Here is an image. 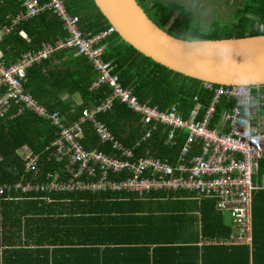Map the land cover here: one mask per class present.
<instances>
[{
	"label": "trees",
	"instance_id": "obj_1",
	"mask_svg": "<svg viewBox=\"0 0 264 264\" xmlns=\"http://www.w3.org/2000/svg\"><path fill=\"white\" fill-rule=\"evenodd\" d=\"M65 3L70 14L80 19V29L85 38H92L111 28L94 0H66ZM139 3L155 24L179 40L222 41L264 36V0H245L236 11L234 22L225 25L214 23L211 32L200 30L194 22L193 11L180 2L139 0ZM19 10L18 0H0V24L7 23L8 14L15 15ZM21 32L26 34L27 39L20 36ZM66 37L67 33L60 20L48 11L43 16L18 26L15 33L6 38L0 50L3 59L11 62L22 54L36 52L44 44L53 45ZM104 44L107 45L105 61L116 66L121 83L126 88L133 89L142 102L162 109H168L180 102L181 108L185 109L184 114L195 106V96H198L203 107H207L211 102L214 89L204 87V81L181 75L145 57L123 42L116 33L108 37ZM96 76L92 64L85 58L75 57L72 51H62L29 69L25 88L43 102L50 112H59L67 117L68 121L73 122L79 118L84 107H90L111 94V87L108 84L92 88ZM213 86L216 88L221 85ZM74 94H80L82 98L80 103L73 100ZM225 101L224 98L223 103ZM228 106V103L224 105ZM219 109L221 111V106ZM98 119L106 123L116 139L123 144L135 146L141 143L139 155L145 154L150 148L152 154L157 157L170 158L171 162H175V157L179 155L183 145V139H179V145L175 149H170L162 142L161 134L155 135L150 141H143L147 130L141 124L139 115L119 101L115 102L112 111L98 115ZM55 129L51 122L31 112H26L13 120L0 118V187L26 180L24 164L18 153L25 146H29L39 155L38 181L44 182L49 173L62 168L63 165L57 163L51 154L53 150L51 145L56 139ZM83 143L88 150L99 148L108 151V146L100 143L91 126L86 127V138ZM263 175L264 160L261 161L260 169V176ZM32 178L33 174L27 177L28 180ZM177 193L179 192H161L145 198L162 199L167 198L168 194L173 196ZM134 197L130 194L91 193H59L37 198H34V195H26L19 196L17 200L0 197V239L5 250L4 258L6 260V256H9L14 264H26V252L29 255L43 253L47 257L45 264H61L52 262L49 258L50 256L54 258L55 254L61 251L57 245L66 244L75 245L74 249H77L75 251L80 256L87 251L96 252L98 255L103 244H122L125 248L152 244L184 247L179 246L177 239L183 227L179 214L161 217L165 221L157 240H152L149 226L144 224L146 219H156L155 215L114 216L118 210L131 212L128 206L129 201H134ZM202 199L203 202L210 201L213 206V209L207 212L200 210L203 236L208 241L224 238V242L227 241L228 244L236 235V228L234 224L232 228L226 227L217 217L222 219L223 215H226L232 223L230 215L216 209L215 199L207 197ZM136 200L139 198L136 197ZM253 215L251 257L248 247L229 246L237 248L234 252L235 254L239 252L240 256L244 257V264H250L251 258L252 264H264V190L255 194ZM207 218L210 219L205 220ZM212 218H215L213 223L209 222ZM170 221L173 223L171 229ZM37 225L43 228H37ZM21 232L27 233L28 236L31 234L27 244L37 233L34 244H29L36 247L34 250L30 248L26 250V240L18 236ZM60 236H65L62 242L58 241ZM120 237L123 239L118 240ZM122 245L108 247L119 248ZM206 250L217 252L221 248L210 247ZM29 259L34 260L32 257ZM30 264L35 262L32 261Z\"/></svg>",
	"mask_w": 264,
	"mask_h": 264
},
{
	"label": "built area",
	"instance_id": "obj_2",
	"mask_svg": "<svg viewBox=\"0 0 264 264\" xmlns=\"http://www.w3.org/2000/svg\"><path fill=\"white\" fill-rule=\"evenodd\" d=\"M65 1L18 0L19 12L0 24V48L18 26L48 11L60 20L67 33L62 41L44 44L38 51L22 54L15 61L4 60L0 50V118L13 120L31 112L51 122L56 128L51 154L63 165L49 173L44 182L38 181L39 155L29 146L23 147L18 153L26 180L1 186L0 197L91 193L145 198L161 192H191L199 198L215 199L216 209L230 215L236 235L228 245L252 248L254 198L264 190V175L260 176L264 160V86L214 88L213 83L204 82V87L214 89L211 102L203 107L195 96L196 104L186 114L180 102L168 109L144 103L133 89L121 83L116 66L104 59L107 49L104 42L115 33L114 28L85 38L80 19L70 14ZM20 36L27 39L24 32ZM62 51H72L75 57L92 64L97 75L92 88L103 84L111 87L109 96L84 107L73 122L59 112H50L25 88L28 70ZM116 101L139 115L147 130L143 141L161 134L165 146L175 149L179 139H183L175 162L157 157L150 148L139 155L141 143L127 146L116 139L109 126L98 119V115L112 111ZM226 103L228 107H224ZM87 126H91L101 144L108 146V151L85 147ZM31 174L34 178L28 180Z\"/></svg>",
	"mask_w": 264,
	"mask_h": 264
},
{
	"label": "crops",
	"instance_id": "obj_3",
	"mask_svg": "<svg viewBox=\"0 0 264 264\" xmlns=\"http://www.w3.org/2000/svg\"><path fill=\"white\" fill-rule=\"evenodd\" d=\"M152 1L170 3L174 0ZM15 15L8 14V17ZM2 24H4V22ZM54 64H56V62H54ZM72 98L76 103H80L82 101L80 94H74ZM170 195L172 194H168L167 198L162 199H151L149 197L139 198V200H136V197H134V201H129L130 205L128 206V210L131 212L118 210L114 216L120 217L129 214L132 217H145L155 215L157 217L156 219H146L144 224H148L152 240H157L165 221V219H162L161 217L179 214L180 217H182L180 222L183 224V227L177 239L179 240L178 243H180L179 246L184 247L176 248L173 245L152 244L151 246L145 247H129V249L125 248L122 244H103V248L100 249L101 252L98 255L96 252L87 251L82 253L80 256L79 253L75 251L77 249H74L75 245L66 244L57 245L60 246L61 251L58 252V254L56 253L54 258L50 256L49 260L61 264H244V257L240 256L239 252L235 254L234 250L237 248L230 247L227 244V241L224 242V238H216L212 239L215 241H208L203 236V219L201 214L202 212L200 210L207 212L210 211L211 208L213 209L210 201L203 202L202 198H199L195 194L193 195L189 192H179L176 195ZM220 214L218 216H220ZM223 216L224 217H222V219L220 217L217 218L224 222L226 227L232 228V223L229 217L226 215ZM210 218L205 220H209ZM214 220L215 218H212L209 222L212 221L213 223ZM23 224H25V220L23 221ZM172 227L173 223L170 221V229ZM37 228L43 227L37 225ZM18 234H20L18 236L21 237L22 240H26V250H29V248L30 250H34L36 248L34 245L29 244H34V239L38 236L37 233L34 234V238L30 240L29 244L27 243L31 234L29 236L24 232ZM164 237L169 238L167 236ZM58 239L59 242H62V240L65 239V236H60ZM120 239L123 238H118V240ZM119 245L122 246L119 248L108 247ZM57 246L56 248L58 249ZM210 247H218L221 248V250H218L217 252H207L206 248ZM48 249L52 250L51 247H48ZM250 249L252 248H249V250ZM4 252L5 250L0 239V264H14L13 259H10L9 256H6L5 260ZM249 252L251 257L253 254L252 250ZM31 257L34 260L29 259ZM96 257H99V259H96ZM46 260L47 257L43 253L29 255L26 252V264H30L32 261H34L35 264H45ZM250 264H252V258L250 260Z\"/></svg>",
	"mask_w": 264,
	"mask_h": 264
},
{
	"label": "water",
	"instance_id": "obj_4",
	"mask_svg": "<svg viewBox=\"0 0 264 264\" xmlns=\"http://www.w3.org/2000/svg\"><path fill=\"white\" fill-rule=\"evenodd\" d=\"M123 42L181 75L219 85L264 86V36L184 41L162 30L139 0H94Z\"/></svg>",
	"mask_w": 264,
	"mask_h": 264
},
{
	"label": "rangeland",
	"instance_id": "obj_5",
	"mask_svg": "<svg viewBox=\"0 0 264 264\" xmlns=\"http://www.w3.org/2000/svg\"><path fill=\"white\" fill-rule=\"evenodd\" d=\"M173 1V0H172ZM193 11L195 24L203 32H211L214 23L225 25L235 21L236 11L245 0H174ZM229 25V24H228ZM227 25V26H228Z\"/></svg>",
	"mask_w": 264,
	"mask_h": 264
}]
</instances>
